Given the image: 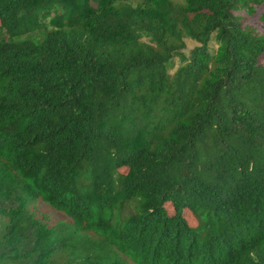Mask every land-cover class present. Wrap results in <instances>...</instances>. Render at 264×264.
I'll use <instances>...</instances> for the list:
<instances>
[{
	"label": "trees",
	"instance_id": "1",
	"mask_svg": "<svg viewBox=\"0 0 264 264\" xmlns=\"http://www.w3.org/2000/svg\"><path fill=\"white\" fill-rule=\"evenodd\" d=\"M262 61L264 0H0V264H264Z\"/></svg>",
	"mask_w": 264,
	"mask_h": 264
},
{
	"label": "rangeland",
	"instance_id": "2",
	"mask_svg": "<svg viewBox=\"0 0 264 264\" xmlns=\"http://www.w3.org/2000/svg\"><path fill=\"white\" fill-rule=\"evenodd\" d=\"M177 2H181L183 0H175ZM189 47H193L196 45L195 41L188 39ZM178 62V61H177ZM264 63V61H262ZM123 173L127 172V169L122 170ZM39 215L45 216L48 218L51 224H54L57 219H60V213L53 210L49 205L45 204L44 202H38L36 205ZM167 207L169 213L172 217L176 215L178 210H182L184 216L188 220L189 224L197 229H201L203 227V212L206 209V204L200 198L197 200L196 203L184 206L182 208L177 207L175 204L173 205L172 202L167 203Z\"/></svg>",
	"mask_w": 264,
	"mask_h": 264
}]
</instances>
